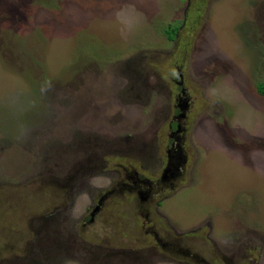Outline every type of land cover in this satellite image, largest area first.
Masks as SVG:
<instances>
[{
	"label": "rangeland",
	"instance_id": "obj_1",
	"mask_svg": "<svg viewBox=\"0 0 264 264\" xmlns=\"http://www.w3.org/2000/svg\"><path fill=\"white\" fill-rule=\"evenodd\" d=\"M259 82L264 0H0V264H264Z\"/></svg>",
	"mask_w": 264,
	"mask_h": 264
},
{
	"label": "flooded vegetation",
	"instance_id": "obj_2",
	"mask_svg": "<svg viewBox=\"0 0 264 264\" xmlns=\"http://www.w3.org/2000/svg\"><path fill=\"white\" fill-rule=\"evenodd\" d=\"M179 78H181V75H180ZM178 85H179V90L182 91L181 94H183L182 97H181V94L178 97H179V100H182V98H185L186 97L185 96V91H184L185 88H184V85H183L182 80H179ZM176 130H177V128L171 130V132H170L171 144H170V147H169V150L168 151L171 152V153H173V152L177 153V151L179 149V143H178V141L180 140V138H179V136L177 134L178 132H176ZM171 156H175V154L173 153V154H171ZM176 158H178V157H175L174 158V161H172V163H170L173 166V169H175V170L178 169V164H180V161H178V162L175 163ZM135 175H138V174L136 173ZM172 176H175V175L172 174ZM169 177L164 176V178L162 180L159 179L158 181L153 182L152 180H149L147 178H144V177L142 178V177L136 176L135 178L132 177L130 180L129 179L128 180H124V181L121 180L119 182V184H120V189H123L124 188V189L130 191L131 193L138 194V196L141 199H144L146 197L148 198L149 195L152 192H156V189H155L154 184L157 185L158 183H164L167 180H170ZM143 184H145L146 186L143 185ZM142 194H145L146 196L143 197ZM104 201L100 200V207H99V209L101 208V205L104 203ZM99 209L97 211H99ZM95 214H96V212L94 213L93 216H91V212H90L89 218H88L89 219V222H91V221L94 220ZM139 214H142V211L139 212ZM147 216H148V213H145V216L143 218L145 219L146 222L147 221L149 222V219H148ZM148 227H149V229H151V232L153 234V237H154L155 241L157 242V246L156 247H158L159 249L161 248L164 252H170V253H173V254L176 253V252H181L182 251V248H181V251L178 249L179 245L176 244V241L177 240L172 241L170 239L164 238L163 236L160 235V233H159L160 230L154 229V225H148ZM151 252H152L151 254H154L155 253V251H151ZM182 252L186 256H193V254L196 255L195 252L193 254L191 253L192 252L191 249H184ZM148 258L149 257L147 255L144 260L148 264H151L149 262V259ZM130 259H131V257H130Z\"/></svg>",
	"mask_w": 264,
	"mask_h": 264
},
{
	"label": "trees",
	"instance_id": "obj_3",
	"mask_svg": "<svg viewBox=\"0 0 264 264\" xmlns=\"http://www.w3.org/2000/svg\"><path fill=\"white\" fill-rule=\"evenodd\" d=\"M257 89L261 94H264V83L259 82L257 85Z\"/></svg>",
	"mask_w": 264,
	"mask_h": 264
},
{
	"label": "water",
	"instance_id": "obj_4",
	"mask_svg": "<svg viewBox=\"0 0 264 264\" xmlns=\"http://www.w3.org/2000/svg\"><path fill=\"white\" fill-rule=\"evenodd\" d=\"M99 207H100V202L92 209L91 216L94 215V213L99 209Z\"/></svg>",
	"mask_w": 264,
	"mask_h": 264
}]
</instances>
